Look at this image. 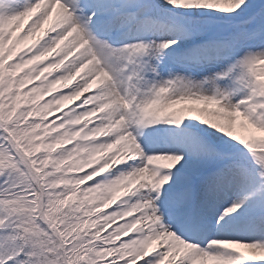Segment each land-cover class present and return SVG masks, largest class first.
Listing matches in <instances>:
<instances>
[{
  "label": "snow or ice",
  "instance_id": "obj_1",
  "mask_svg": "<svg viewBox=\"0 0 264 264\" xmlns=\"http://www.w3.org/2000/svg\"><path fill=\"white\" fill-rule=\"evenodd\" d=\"M0 264H264V0H0Z\"/></svg>",
  "mask_w": 264,
  "mask_h": 264
},
{
  "label": "rangeland",
  "instance_id": "obj_2",
  "mask_svg": "<svg viewBox=\"0 0 264 264\" xmlns=\"http://www.w3.org/2000/svg\"><path fill=\"white\" fill-rule=\"evenodd\" d=\"M48 27V26H46ZM235 133L238 135H246L247 133L245 132V130L243 128H241L239 125H237V127L234 129Z\"/></svg>",
  "mask_w": 264,
  "mask_h": 264
},
{
  "label": "bare ground",
  "instance_id": "obj_3",
  "mask_svg": "<svg viewBox=\"0 0 264 264\" xmlns=\"http://www.w3.org/2000/svg\"><path fill=\"white\" fill-rule=\"evenodd\" d=\"M24 23H25V25H27L28 21L26 20ZM46 26H49V25L46 23V24H45V27H46ZM38 35H39V33H38ZM30 42H31V41L29 40L28 43H30ZM58 88H59V86H58ZM53 94H55V93H53ZM45 98H47V97H45ZM73 103H74L73 101H66L64 107H67V106H69V105H71V104H73ZM130 234H131V233H130Z\"/></svg>",
  "mask_w": 264,
  "mask_h": 264
}]
</instances>
